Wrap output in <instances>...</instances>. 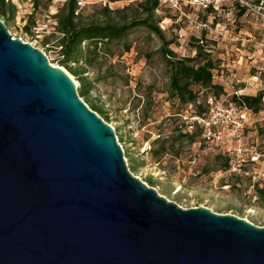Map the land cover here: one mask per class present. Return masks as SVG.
I'll list each match as a JSON object with an SVG mask.
<instances>
[{
    "label": "water",
    "instance_id": "water-1",
    "mask_svg": "<svg viewBox=\"0 0 264 264\" xmlns=\"http://www.w3.org/2000/svg\"><path fill=\"white\" fill-rule=\"evenodd\" d=\"M0 264H264V226L134 175L69 71L0 19Z\"/></svg>",
    "mask_w": 264,
    "mask_h": 264
},
{
    "label": "rangeland",
    "instance_id": "rangeland-1",
    "mask_svg": "<svg viewBox=\"0 0 264 264\" xmlns=\"http://www.w3.org/2000/svg\"><path fill=\"white\" fill-rule=\"evenodd\" d=\"M13 1L18 11L15 19L7 24L9 32L45 51L52 64L60 65L62 34L53 15L68 0H41L37 10L33 0ZM79 1L83 21L89 23L103 22L109 17L104 10L106 5L113 10L123 9L140 0ZM179 2L185 14L177 16V11L165 7L160 9L157 18L167 38L174 39L171 47L178 56H193L192 37H204V43L218 63L214 80L223 85L224 93L216 97L201 91L202 100L209 94L206 98L209 111L211 108L215 111L217 125L212 129L215 136L199 135L197 142L182 146L178 157L167 154L155 159L152 156V141L160 131L170 133L176 125L184 121L191 123L196 118L194 105H182L170 96L169 69L160 52L162 42L145 27L129 34L130 51L115 45L114 56L101 55L93 65L87 66L85 75L93 82L90 100L105 109L118 139L122 137L130 171L148 184L150 180L155 181L154 187L160 194L183 208L205 206L264 226V200L252 187L254 182L264 181V96L262 110L253 112L238 131L235 125L240 112L231 103L237 91L250 95L264 92V3L256 6L254 0H209L214 12L208 13L203 5L186 0ZM244 5L248 9L241 15ZM135 13L133 5L127 14L130 18ZM111 16L123 20L125 14L117 12ZM0 19L4 21L1 15ZM25 25L32 31L26 32ZM70 74L80 92L81 82ZM240 144L243 153L237 156ZM248 149L260 153L258 162L250 161ZM229 150L236 157L231 170L204 172L203 168L211 165L217 154ZM236 173H242L239 179Z\"/></svg>",
    "mask_w": 264,
    "mask_h": 264
},
{
    "label": "trees",
    "instance_id": "trees-1",
    "mask_svg": "<svg viewBox=\"0 0 264 264\" xmlns=\"http://www.w3.org/2000/svg\"><path fill=\"white\" fill-rule=\"evenodd\" d=\"M78 1L68 0L53 15L57 22V30L62 34L59 64L63 65L81 82L79 95L86 98L85 102L89 107L109 122L110 116L105 109L90 100L93 82L88 80L85 75L87 66L93 65L101 55L114 56L116 51H113L112 48L115 45H121L125 52L130 51L132 45L128 41V36L136 28L145 27L157 35L162 42L160 52L169 69L170 96L177 99L182 105H194L196 119L188 124L184 121L176 125L170 133L160 131L152 141L151 154L155 159H160L167 154L178 157L182 146L197 142L198 136L204 135L207 130L205 123L197 120H206L209 117V103L206 99L208 95L212 94L218 97L224 93L223 85L214 80V70L218 68V63L212 57L208 44L204 43V37L193 36L192 46L195 49V54L181 57L172 49L171 44L174 43V39L167 38L160 25V20L157 18L160 9L165 7L169 10L173 9L168 3L162 0L136 1L133 4L136 6V13L130 18L127 12L133 5L116 10L110 9L106 5L104 10L109 17L105 21L85 23L79 10ZM116 1L121 0H107L108 3ZM40 2L41 0H33L34 10L39 8ZM261 3H264V0H254L256 6L261 5ZM247 9V6H242L240 14L242 15ZM17 11L18 7L13 0H0V15L4 18L6 25L15 19ZM205 11L214 12L212 2L205 7ZM117 12L125 14L123 20L111 16ZM176 14L178 16L180 13L177 12ZM32 26L36 25L33 23ZM25 30L26 32L32 31L28 25H25ZM46 44L48 43L45 42ZM73 64H77V66ZM201 91L209 93L204 100H202ZM263 96V91L256 95L238 94L236 92L232 96L231 103L240 108H247L252 113L260 112L263 108ZM190 125L192 126L191 130L188 129ZM121 138H119L120 142ZM235 158V155H231L230 150L223 154L219 153L214 157L213 163L203 170L206 173L231 170ZM239 167L242 169L243 164H240ZM241 175L242 173H236V178L239 179ZM154 182L150 180L149 184L154 186ZM253 184L256 194L264 200V181L262 184L260 182Z\"/></svg>",
    "mask_w": 264,
    "mask_h": 264
},
{
    "label": "built area",
    "instance_id": "built-area-1",
    "mask_svg": "<svg viewBox=\"0 0 264 264\" xmlns=\"http://www.w3.org/2000/svg\"><path fill=\"white\" fill-rule=\"evenodd\" d=\"M162 1L168 3L175 11L185 14L183 9H182V6L180 5L179 0H162ZM186 1H188L191 4H200V5H203L205 7L209 4L208 3L209 0H186ZM79 3H80V1H79ZM262 45L264 46V43H262ZM237 93L242 94L238 91H237ZM237 111L240 112V114H239L240 119H239V121L236 122L235 131H238L240 128H243L244 123H246L249 116L252 114L251 110H249L247 108H240L238 106H237ZM197 121L205 123V125L207 127V130L205 132L206 135L208 133L210 135L213 134L212 129L214 128V126L217 125L216 115H215L214 109L213 108L210 109L209 117L206 120L198 119ZM213 135L215 136V134H213ZM208 138H211V137H208ZM119 143L121 145L120 141H119ZM248 151H249L248 156H249L250 161L257 162L260 159V156H261L260 153H258L257 151H254V150H249V149H248ZM242 153H243L242 144H240V147L236 151V155L240 156ZM263 156H264V153H263ZM252 187H254V184H252Z\"/></svg>",
    "mask_w": 264,
    "mask_h": 264
},
{
    "label": "bare ground",
    "instance_id": "bare-ground-1",
    "mask_svg": "<svg viewBox=\"0 0 264 264\" xmlns=\"http://www.w3.org/2000/svg\"><path fill=\"white\" fill-rule=\"evenodd\" d=\"M76 82V81H75Z\"/></svg>",
    "mask_w": 264,
    "mask_h": 264
}]
</instances>
